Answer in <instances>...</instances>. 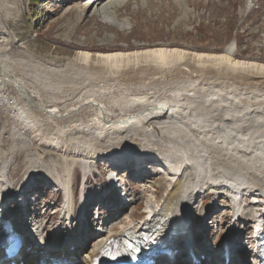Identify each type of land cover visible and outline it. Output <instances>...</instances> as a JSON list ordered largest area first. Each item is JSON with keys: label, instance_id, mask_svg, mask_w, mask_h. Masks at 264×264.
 <instances>
[{"label": "bare ground", "instance_id": "bare-ground-1", "mask_svg": "<svg viewBox=\"0 0 264 264\" xmlns=\"http://www.w3.org/2000/svg\"><path fill=\"white\" fill-rule=\"evenodd\" d=\"M118 3L119 0H89L90 8H94L93 13L98 12L101 18H106L108 10ZM129 27L122 26L124 29ZM234 44L221 54L191 53L164 43H146L148 48L134 51L111 50L93 54L82 50L79 57L69 60L68 64L75 63L82 71L79 79L84 86L87 84L91 88L92 82L101 83L107 92H122L107 102L88 95L85 99L80 96L68 100H45L41 93L45 86L27 82L15 72L13 64L8 65L4 56L0 55V101L13 108L23 121L22 126H14L16 141L13 149L9 151L7 139L0 141V228L7 220L14 230L22 232L18 227V210L14 214L15 210H11L8 204L15 200L12 199L13 185L21 180L15 179L20 168L15 171L11 167L9 152L20 160V154L27 151L26 159L31 163L28 173L18 184L20 190L14 193L20 195V201L34 184L31 179L33 172L37 169L46 171V168L49 173L53 172L39 155L44 152L41 147L72 151L62 156L64 169L55 180L64 189L62 211L70 220L63 237L58 238L56 233L45 237L38 247L33 245V256H37L39 261L43 260L45 252L53 255L48 257L52 261L54 250H59V256L75 255L93 238L80 231L83 204L79 208L81 212L73 215L76 167L91 168L93 162L109 155L108 160L113 167L109 176L112 178L115 173L118 181H122L120 169L123 167L127 166L137 171L138 175H143L145 166L161 162L162 167L168 170L165 174L168 188L163 198L150 204L147 214L136 222H126L120 229L110 228L109 232L106 227L103 233L96 230L93 247L90 254L85 256L88 264H95L105 249L122 237L141 231L152 222L165 247L184 252L180 259L184 264H210L212 261L226 264L223 249L218 250L217 256L198 257V263H195L187 252L194 248L201 254V250L189 237L192 231L186 225L189 223L191 228L196 198L208 187L231 194L235 215L241 213L243 200L248 201L249 198L257 199V203L264 207V140L257 139V135L249 139L248 134L249 137H246L238 134L239 131H231L233 128L237 130L240 123H250L247 121L256 113L264 119V63L257 59L237 58ZM68 101L73 105L70 108ZM59 103L62 110L57 107ZM34 107L38 108L39 113L32 111ZM196 109L206 113L211 111L216 117L219 115V121H199ZM257 117L260 122L261 117ZM28 129L33 135L31 140L38 141V145L25 139ZM230 136L234 139H228ZM211 141L225 145L221 146L222 151L219 150L222 155L213 152L215 146ZM254 141H257L256 146ZM249 142H253L252 145ZM226 157H230L229 161ZM218 160L225 163L220 166ZM52 162L56 161L52 159ZM109 182L114 184L111 179ZM120 184L122 186L123 182ZM181 213L183 220L179 223L177 217ZM255 228L257 242L253 260L254 264H258L263 259L264 212H258ZM33 231L38 232L39 229ZM84 237H89L85 243L81 242ZM239 239L236 237V240ZM236 240L227 242L231 250L227 264L242 261L244 251ZM28 242L25 238L22 242L25 246L13 258L17 259L16 264H30L25 249L29 247ZM155 257L160 264H179L177 253L176 261L162 252ZM39 261L36 260L37 263ZM3 262L7 264V258Z\"/></svg>", "mask_w": 264, "mask_h": 264}, {"label": "rangeland", "instance_id": "rangeland-1", "mask_svg": "<svg viewBox=\"0 0 264 264\" xmlns=\"http://www.w3.org/2000/svg\"><path fill=\"white\" fill-rule=\"evenodd\" d=\"M93 11L94 8H90L89 0H35V2L0 0V55L4 56L8 65L13 64L15 72L27 82L37 86L44 85L41 93L45 100L57 101L80 96L81 99H85L88 95L91 98L97 96L98 99L107 102L122 93L120 90L107 92L101 83L95 85L92 82L93 86L91 85L90 88L80 82L82 71L75 63L68 64V61L79 57L82 50L93 54L111 50L134 51L137 48L138 50L148 48L146 43L152 45L164 43L171 48H181L191 53L221 54L229 45L235 43L237 58L257 59L264 63V0H119L116 7L108 10L106 18H101L98 12L94 14ZM123 25L130 27L124 29ZM107 37H110V40H106ZM68 102V108L72 107L70 101ZM5 105L0 101V141L7 139L10 151L16 141L13 129L17 127L16 125L22 126L23 121L13 108ZM57 107L62 110L60 103ZM37 110V107L32 108V111L39 113ZM195 111L197 112L198 109ZM211 113V111L207 113L198 111L199 121L218 122L219 115L216 117ZM255 116L247 121L250 123H240L237 130L233 128L231 131H239L238 134L242 133L246 137L250 135L249 139L257 135V139L264 140V119L257 113ZM257 116L261 117L260 122ZM25 134L28 142L32 141L34 145H38V141L31 140L33 135L30 129ZM228 139L233 140L234 137L230 136ZM210 143L215 146L213 152L222 155L221 146L225 145L222 142L217 144L215 142L216 145L213 141ZM249 143L252 145L253 142ZM253 144L256 146L257 141ZM43 149L44 152L39 155L45 159L53 172L49 173L46 168V171L37 169L32 173L31 179L34 184L28 192H34L32 202L38 207L36 211L31 212V216L29 211L27 213L24 207L18 204L20 195L14 194L19 190L18 184L28 173L31 164L30 160L26 159L27 151L20 154V160L8 151L11 155V167L15 171L20 168L15 179H21L11 190L12 199L15 200L8 204L10 208H15L14 210L17 205L21 206L17 211L19 212L18 227L28 234L31 232L26 238L31 242L28 244L32 247L36 246V241L39 245L41 241L38 242V239L43 237L53 236L56 233L58 238L63 237L66 233V224L70 220L62 211L64 193L62 188L58 186L56 188L55 180L64 169L62 156L72 151L65 152L48 146L41 147L42 151ZM108 156L95 161L91 168L76 167L75 169L78 189L75 188L76 203L73 213L77 215L83 204L80 231L93 237L92 240L72 256L68 254L59 256V250H54V258L52 261L48 260L49 263L88 264L85 256L90 254L95 241V229L101 226V222L104 224L102 229L106 227L107 232L110 228L118 230L126 222H136L143 218L150 204L159 202L165 195V190L168 188L165 174L168 170L162 167L161 162H152L151 165L145 166L143 175H138L137 171L127 166L121 168L125 190L119 191L118 186L110 188L108 176L113 167L110 166ZM229 158L226 157L227 161ZM52 159L57 164L52 162ZM224 163L225 161L218 160L220 166ZM28 192L27 195H30ZM230 195L228 191L222 189L216 191L210 187L204 188L196 198V210L191 216L192 233L189 232L188 235L204 256L218 255V247H215L213 241L222 242L223 247L224 242L226 244L229 240L234 242V239L239 237L240 239L236 241L241 243L244 254L242 261L237 260V264H254L253 251L257 242L255 226L258 212H264V207L261 203H257V199L249 198L246 206L240 207V219L239 215H235V203ZM33 209L31 207V210ZM247 211L249 213L245 214ZM29 217L32 220L28 221ZM25 220L28 222L26 225L23 224ZM87 226L93 227L91 232L87 230ZM71 234L74 235L73 232ZM89 237L82 238L81 242H87ZM21 246L23 248L25 245L22 243ZM25 249L29 263L39 264L35 260L37 258L28 256L34 254L32 249L28 250L29 247ZM180 254H182L180 251L177 252L179 258L177 263L182 261L180 259L183 254ZM52 256L45 252L43 259ZM211 264L220 263L213 261Z\"/></svg>", "mask_w": 264, "mask_h": 264}, {"label": "trees", "instance_id": "trees-1", "mask_svg": "<svg viewBox=\"0 0 264 264\" xmlns=\"http://www.w3.org/2000/svg\"><path fill=\"white\" fill-rule=\"evenodd\" d=\"M35 1V0H34Z\"/></svg>", "mask_w": 264, "mask_h": 264}]
</instances>
